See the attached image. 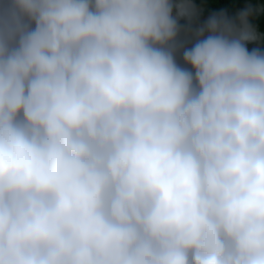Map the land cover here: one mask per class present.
I'll return each mask as SVG.
<instances>
[{"label":"clouds","instance_id":"obj_1","mask_svg":"<svg viewBox=\"0 0 264 264\" xmlns=\"http://www.w3.org/2000/svg\"><path fill=\"white\" fill-rule=\"evenodd\" d=\"M196 14L7 0L0 264H264V51L251 9L220 12L181 66Z\"/></svg>","mask_w":264,"mask_h":264},{"label":"trees","instance_id":"obj_2","mask_svg":"<svg viewBox=\"0 0 264 264\" xmlns=\"http://www.w3.org/2000/svg\"><path fill=\"white\" fill-rule=\"evenodd\" d=\"M7 0H0V11L3 10ZM196 9V16H194L191 31H181L176 38L177 52L176 61L181 66L183 48L190 47L194 42V32L197 27L204 24L207 18L213 14L220 12L225 13L228 17H234L239 11L248 8L252 10L250 23L254 26L259 39L254 43H248L249 50L259 47L264 51V0H192ZM182 29L188 28V24L184 19L180 20Z\"/></svg>","mask_w":264,"mask_h":264}]
</instances>
